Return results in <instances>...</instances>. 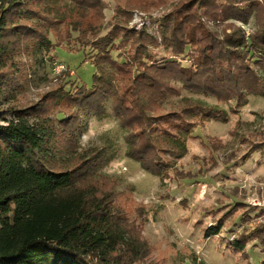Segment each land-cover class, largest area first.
<instances>
[{"label": "trees", "instance_id": "trees-1", "mask_svg": "<svg viewBox=\"0 0 264 264\" xmlns=\"http://www.w3.org/2000/svg\"><path fill=\"white\" fill-rule=\"evenodd\" d=\"M115 1L112 26L102 35L103 0H0V264H142L149 251L141 231L127 222L110 178L97 171L105 151L80 144L87 121L110 111L126 132V156L165 181L188 153V141L200 138L194 130L227 122L230 114L189 96L170 100L174 83L238 108L250 96L264 97V0H180L162 30L171 55L160 60L148 50L158 41L144 31L130 36L126 26L139 4L158 8L163 0ZM201 9L225 24L221 36L201 22ZM251 16L257 26L249 34L226 22ZM73 33L94 51L93 86L67 90L61 82L36 103L18 98L16 57L54 52L71 44ZM252 145L264 148V138ZM235 208L239 213L242 205ZM243 219L253 226L228 249L248 259L252 241L264 247V205ZM222 226L207 228L205 238Z\"/></svg>", "mask_w": 264, "mask_h": 264}, {"label": "rangeland", "instance_id": "rangeland-1", "mask_svg": "<svg viewBox=\"0 0 264 264\" xmlns=\"http://www.w3.org/2000/svg\"><path fill=\"white\" fill-rule=\"evenodd\" d=\"M103 1L102 35H105L112 26L110 22L118 3ZM179 1L163 0L162 6L151 9L139 4L132 9L127 30L130 36L144 31L157 40L148 49L157 60L171 55L163 45L162 30L166 17L175 11ZM57 4L64 5L66 0H57ZM199 16L202 23L221 36L223 22L207 17L203 9ZM226 22L236 24L247 34L257 26L253 16L248 22L236 19ZM81 42L78 34L73 33L72 43L57 47L54 52L32 50L17 56L15 77L22 87L16 92L17 97L36 103L61 82L67 90L82 85L91 88L96 73L91 61L94 51L82 47ZM119 45L116 41V46ZM121 45V52L129 53L131 47ZM78 48L81 49L75 52ZM119 52L113 51V57L117 58ZM180 61L183 66L190 65L188 56H182ZM183 96L218 105L230 114L227 122L211 120L194 130L193 135L201 139L188 141V153L176 160L171 179L162 181L126 156V132L110 111L104 118L87 121L80 144L83 148L105 151V160L97 171L110 178L127 222L141 231L145 249L149 251L142 264H260L264 247L256 241L245 249L248 259L233 254L228 243L253 226V221L243 219L247 211L264 205V148L251 150L252 142L264 138V97L250 96L248 103L238 108L234 102L224 104L212 97L188 93L174 83L170 100L177 101ZM232 108L239 109V113L234 115ZM237 204L242 205L239 213L235 211ZM248 213L251 218L256 214ZM220 221L223 224L220 233L205 238V230Z\"/></svg>", "mask_w": 264, "mask_h": 264}]
</instances>
